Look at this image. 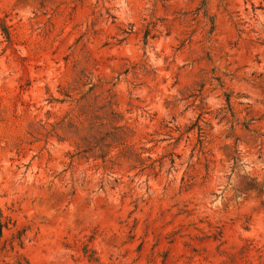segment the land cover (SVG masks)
<instances>
[{"label": "rangeland", "instance_id": "1", "mask_svg": "<svg viewBox=\"0 0 264 264\" xmlns=\"http://www.w3.org/2000/svg\"><path fill=\"white\" fill-rule=\"evenodd\" d=\"M0 264H264V0H0Z\"/></svg>", "mask_w": 264, "mask_h": 264}, {"label": "trees", "instance_id": "2", "mask_svg": "<svg viewBox=\"0 0 264 264\" xmlns=\"http://www.w3.org/2000/svg\"><path fill=\"white\" fill-rule=\"evenodd\" d=\"M2 32H4V34L6 35V37L8 36V33H7V30H6V27H4L3 25H2Z\"/></svg>", "mask_w": 264, "mask_h": 264}]
</instances>
